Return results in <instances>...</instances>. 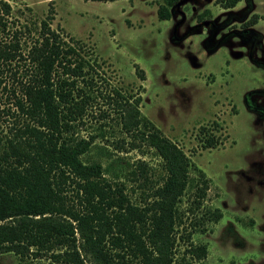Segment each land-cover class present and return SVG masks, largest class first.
<instances>
[{
    "label": "trees",
    "instance_id": "trees-1",
    "mask_svg": "<svg viewBox=\"0 0 264 264\" xmlns=\"http://www.w3.org/2000/svg\"><path fill=\"white\" fill-rule=\"evenodd\" d=\"M237 1L219 0L222 8ZM165 4L157 8L159 20L170 16L172 0ZM51 19L48 13L40 20L26 53L15 32L10 42L0 40V117L10 111L1 106L4 98L20 118L0 137V253L46 255L50 264L203 258L206 245L190 235L222 216L203 205L210 179L141 113L140 95L111 86L85 45L62 38L49 27ZM109 121L127 138L113 140L112 149L153 150L156 179L143 159L129 163L95 142L107 140ZM214 144L207 137L201 146Z\"/></svg>",
    "mask_w": 264,
    "mask_h": 264
},
{
    "label": "rangeland",
    "instance_id": "rangeland-1",
    "mask_svg": "<svg viewBox=\"0 0 264 264\" xmlns=\"http://www.w3.org/2000/svg\"><path fill=\"white\" fill-rule=\"evenodd\" d=\"M159 5L165 0H0V40L10 42L15 32L26 53L40 20L52 14L49 27L80 40L111 86L140 95L141 113L210 179L203 205L222 216L191 233L206 255L187 264H264V0H238L232 8L219 0H172L167 20L158 19ZM2 100L10 111L0 117L1 139L20 119L11 100ZM109 123L107 140L95 142L112 149L113 140L127 138ZM207 137L215 144L202 147ZM112 151L129 163L143 159L157 178L152 149ZM178 243L177 257L184 246ZM0 264L50 260L3 252Z\"/></svg>",
    "mask_w": 264,
    "mask_h": 264
}]
</instances>
